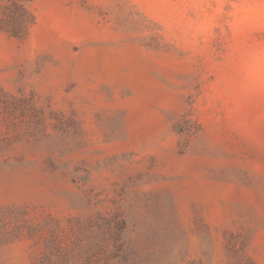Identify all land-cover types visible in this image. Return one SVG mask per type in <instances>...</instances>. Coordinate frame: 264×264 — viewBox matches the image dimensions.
Masks as SVG:
<instances>
[{
  "label": "rangeland",
  "instance_id": "374dc122",
  "mask_svg": "<svg viewBox=\"0 0 264 264\" xmlns=\"http://www.w3.org/2000/svg\"><path fill=\"white\" fill-rule=\"evenodd\" d=\"M0 264H264V0H0Z\"/></svg>",
  "mask_w": 264,
  "mask_h": 264
}]
</instances>
